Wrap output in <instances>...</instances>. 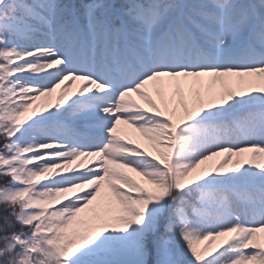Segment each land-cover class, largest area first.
<instances>
[{"label": "snow or ice", "instance_id": "snow-or-ice-1", "mask_svg": "<svg viewBox=\"0 0 264 264\" xmlns=\"http://www.w3.org/2000/svg\"><path fill=\"white\" fill-rule=\"evenodd\" d=\"M0 264H264V0H0Z\"/></svg>", "mask_w": 264, "mask_h": 264}]
</instances>
